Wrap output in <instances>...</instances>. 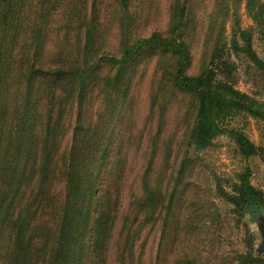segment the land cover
Returning a JSON list of instances; mask_svg holds the SVG:
<instances>
[{"label":"rangeland","instance_id":"374dc122","mask_svg":"<svg viewBox=\"0 0 264 264\" xmlns=\"http://www.w3.org/2000/svg\"><path fill=\"white\" fill-rule=\"evenodd\" d=\"M174 1L87 0L84 16L71 19L65 13L76 7V2L62 0L53 17L49 15L52 22L48 23L45 60H53L60 51H86V28L91 26L94 45L89 46V65L96 67L82 87L83 93L78 90L71 101L56 157L63 167L65 156L78 146V157L84 160L79 144H84L88 155L100 150L105 153L93 202L87 196L91 183L82 184V176L77 173L68 179L58 175L49 186V197L57 206L46 201V213L56 206L60 213L73 212L75 227L86 221L94 227L85 234L83 257L62 254L64 259L60 257L56 264H120L131 244L141 264H239L238 256L249 253L264 262V211L257 209L241 218L218 193L220 188L232 193L241 174L249 171L251 184L264 194V164L260 158H244L226 134L206 150L189 146L198 101L173 85L172 59L142 50L124 66L117 84L118 66L102 61L121 60L126 46L134 40L152 34L170 36ZM30 3L32 10L27 8L26 12L31 17L37 10V0ZM80 3L78 0L77 8ZM185 6L189 21L184 41L191 53L187 70L190 76L208 66L220 38L230 39L235 11L243 28L256 26L244 1L234 6L232 0H185ZM255 33L253 48L264 59V34L258 30ZM6 41H11V35ZM15 45L18 47L17 42ZM230 59L235 64V88L264 104V72L242 54ZM17 76L16 65H12L4 96L10 112L17 100ZM229 126L243 132L256 146L264 147L263 122L240 115ZM150 163L152 170L146 179ZM144 179L157 201L151 208H140L136 215L137 200L145 196ZM29 196L26 193L21 203L31 206L30 199L26 201ZM85 209L90 211L89 220L80 216ZM59 220L56 218L55 224ZM144 222L147 226L135 233L136 225ZM186 222L188 231L182 226ZM95 229H106L104 242L97 246Z\"/></svg>","mask_w":264,"mask_h":264},{"label":"trees","instance_id":"16d2710c","mask_svg":"<svg viewBox=\"0 0 264 264\" xmlns=\"http://www.w3.org/2000/svg\"><path fill=\"white\" fill-rule=\"evenodd\" d=\"M74 1L76 7L65 14L71 19L83 17L87 0H80V8H77L78 0ZM243 1L255 28H243L235 11L232 14L230 39L218 40L208 66L198 75L187 74L191 53L184 41L189 21L186 18L185 0H175L171 6L174 8L170 15L173 23L170 36L152 34L134 40L133 44L126 46L121 60L103 58L102 61L118 66L117 84L124 66L133 62L142 50L172 59L173 85L198 101L189 146L197 151L206 150L216 138L226 134L232 137L244 158L259 157L264 164V147L256 146L243 132L229 126L232 119L240 115H248L264 123V104L236 89L232 82L235 65L230 59L232 55H244L264 72V59L253 48L255 32L258 30V33L264 34V0H232L234 6ZM30 2L0 0V264H56L61 258L64 259L62 254L67 257L84 256L85 234L94 227H90L88 221L75 227L73 212H58L57 203L49 197V186L58 175L68 179L77 173L82 176L79 178L82 184L91 183L87 196L93 202V189L103 171L105 158L103 150L98 154H86L84 144L79 143L84 160L78 157V146H73L69 155L65 156L67 161L63 167L62 160L59 164L56 157L60 152L64 118L71 101L75 100L78 90L83 93L82 87L96 70V67L89 65V46L94 45V31L91 26L86 28V51L84 48L78 49L77 53L60 51L53 60L47 61L44 58V45L48 39L47 30L50 29L48 23L52 22L50 17L61 6L62 0H37V10L31 17L26 12L27 8L32 10ZM24 15L29 17L25 16L24 19ZM70 30L71 27L66 30L68 35ZM9 35L11 41L7 42ZM12 65H16L18 75L17 100L10 112V105L4 96ZM151 166L152 163L146 170V179ZM184 171L185 167H182L181 173ZM250 177L251 173L246 171L239 177L232 193L223 188L218 192L232 205L233 213L241 218L257 209L264 211V194L251 184ZM143 187L145 196L137 200L136 215L141 209L153 207L157 201V196H152V191L147 189L145 179ZM26 193L30 195L26 201L30 199L31 206H35L33 210L31 206L21 203ZM46 201L56 205L49 209L51 211L48 210L49 213H46ZM84 213L80 216L89 220L90 211L85 209ZM45 215L49 216L45 218ZM58 217L57 225L55 220ZM182 224L183 229L190 230L187 222ZM136 226L135 233L138 234L147 225L144 222L143 225L139 223L140 227ZM101 230L95 229V246L104 242L106 229ZM129 249L127 256L120 259V264H141L140 259L135 258L133 244ZM237 260L239 264H264L263 259L253 253L239 255Z\"/></svg>","mask_w":264,"mask_h":264}]
</instances>
